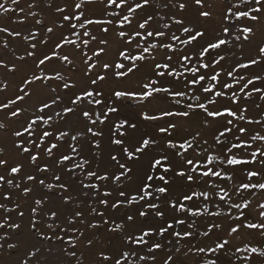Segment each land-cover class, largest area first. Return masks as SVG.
Wrapping results in <instances>:
<instances>
[{
    "label": "rangeland",
    "instance_id": "1",
    "mask_svg": "<svg viewBox=\"0 0 264 264\" xmlns=\"http://www.w3.org/2000/svg\"><path fill=\"white\" fill-rule=\"evenodd\" d=\"M138 0H129L130 4H135ZM4 3V0H0ZM119 3V0H117ZM186 5L184 10L179 9V4ZM80 5L79 9L76 5ZM109 0H19L13 5L11 0H7L5 7L14 9L8 12L0 10V28H7L9 32L20 33V35H8L7 32H0V105L10 104L18 96L23 95L20 88L25 86L28 79L35 75L44 76L42 81H35L27 85L26 90L31 92L24 100L18 101L9 108L0 110V176L4 177L0 181V264H115L120 260L122 264H208L209 260H217V264H264V229H248L242 227V223H264V217L260 213L264 212V189L256 187L254 189H244L242 184L264 183V157H256L255 164L237 166L233 171L232 166L221 165L220 159L224 158L226 148L221 150V146L234 142L233 135L238 127H245L248 132L242 136L252 145L251 148L234 150L238 157L252 159L250 153L253 150L264 151V139L252 140V136L264 137V93L255 91L249 96L247 93L253 89L249 85L247 89L241 91V84L238 82L241 74L248 78L255 75L264 77V60L261 59L260 48L264 47V0L262 3H246L245 0H203V8H198L194 0H150L149 5L138 10L134 14L131 25L124 22V27H120V22L124 10L108 6ZM34 5V7H30ZM238 6V7H234ZM260 8L261 11L253 12L256 20L243 19L236 20L234 16L226 18L228 9L235 11H251ZM58 8L66 9V12L57 11ZM23 9V11H20ZM115 10L121 16H110L108 13ZM201 11L211 13L210 17L200 16ZM36 13V15H32ZM83 14V26L81 22L73 18L71 21L63 20L64 15L74 17ZM148 16L153 19L149 23V28L153 32L164 31L167 33L162 38H149L144 40L135 36L138 22H143ZM175 19H182L183 25H177ZM87 19L113 20L114 23L108 25H88ZM76 24L75 29L71 24ZM168 24V28L163 25ZM252 29L248 39L243 38V34L237 29L242 27ZM52 32H48V28ZM107 27L105 33L101 29ZM183 27H189L194 31H203L205 35L192 44L184 45L178 40H172L171 34L175 33L182 39L185 33ZM229 28L227 39L231 43L222 46L220 50L210 52L204 57L203 63L212 66L201 69V73H207L209 78L203 83L215 85V90H220L219 84L212 81L210 76L219 73L220 84L231 82L235 88H225V96L217 98L214 94L212 99L216 100L215 105L210 107L224 109L232 108L239 115L245 117L244 120H234L233 133H226L219 136V130L223 129V123L228 117L219 118L218 122H213L211 126H206L205 121L211 120L206 113L200 110H192L185 107L187 104L195 105L196 96H200V102H206L205 95L200 87H186V81L192 79L190 69L200 68L197 57L200 56L204 45L209 41L222 37L223 29ZM90 32L96 39L83 36L84 32ZM125 31L126 35L121 37L119 33ZM32 34H35L33 38ZM239 35L240 40L235 36ZM28 37V39H25ZM67 40L75 41V44L65 43ZM131 39L132 43L127 41ZM163 39L173 44L177 49L174 60L171 62L181 77L179 80L165 75L159 78L161 84L172 86L174 89H181L187 95L179 104L160 93L145 101L124 98L116 99L115 91L142 92L143 85L151 79H156V72L165 71L156 69V63L166 62V49L152 50L151 53H144L146 60L138 61L136 70L123 77H118L114 73L120 69L103 68L105 63L114 64L123 62L126 66L129 61H121L119 53L127 51L130 55L140 54L142 48L150 46V42H158ZM84 40L89 41L87 45ZM101 40H106L107 44H101ZM36 47L32 48L31 45ZM59 45H63L59 47ZM103 48L104 52L96 55ZM32 52L34 55H29ZM187 54L191 62L178 64L175 57H182ZM52 55L54 58L38 67L40 59ZM68 60L62 59L64 56ZM220 55L224 59L220 60ZM252 59L260 63L249 67L241 68L240 65L249 63ZM219 60V63H215ZM4 65H7L5 67ZM94 65V67H93ZM14 69V70H13ZM232 75L229 76L228 73ZM62 75L63 80L48 79ZM104 75L106 79L99 80L98 77ZM93 79L97 82L91 83ZM70 87H65V85ZM74 85V86H73ZM264 85V81H259L255 87ZM84 90H93L103 93L99 97L104 103L96 105L88 101H81L73 104L72 100L81 95ZM191 97V99H190ZM51 108L44 113L38 111V107L43 102L52 103ZM92 98H89L91 100ZM71 107L75 111L64 115V109ZM108 107H115L118 111L108 115L105 123L91 124L82 116L83 111H90L95 118L96 113H104ZM13 109H22L20 116L13 117ZM242 109H247L246 112ZM188 111V117H164L159 120H145L144 114L160 115L164 111ZM56 113H60L57 116ZM38 115H43L45 119L52 116L53 120L46 125L39 122V127L33 135L24 132L25 126ZM103 118V116H101ZM248 120L253 123H247ZM122 121L128 124H135L136 127L124 128L126 132L120 136L116 128ZM169 121L176 124V128L170 133H161L159 128L165 126ZM91 127L94 131H99L102 135L93 136L87 132ZM52 131L51 137L43 138V131ZM24 132L23 136H17L16 132ZM61 131H68L70 135H78L77 140L71 141L65 137L62 141H57L56 136ZM198 137V139H193ZM218 137L219 139H214ZM122 139L124 144L118 146L113 143L114 139ZM42 139V142H41ZM143 139L155 141L143 153L137 154L138 158L128 159L121 150L127 147L129 151H134ZM179 143L185 140H192L194 150L189 149L184 156L178 155L181 149H169L166 147L168 141ZM35 141V143H33ZM204 141H207L205 144ZM53 143L59 145L51 154L47 149ZM69 143L76 145L78 153H71ZM23 144L30 149L25 153L19 145ZM99 145V147H97ZM64 154H71L73 159L66 164L60 163ZM38 156L36 161L31 157ZM115 155L119 163L112 159ZM167 157V164L171 171L163 173L160 168H153L154 159ZM217 157L211 164L207 157ZM185 157L194 160V165L201 167L207 164L210 168L227 173L232 176L231 180L222 178L199 177L194 182L189 183L186 177L177 173L186 171L189 166L185 163ZM84 160L89 163L82 168H76L69 172L68 168ZM119 164L126 165V169H121ZM20 166L21 172L11 173V167ZM239 167L254 169L260 173L252 181L246 180V173L239 171ZM47 168L48 171H41ZM94 171L97 175H107L108 180L102 181L95 177L89 178L88 173ZM121 180L116 181L115 175H120ZM163 174L169 181L163 184L158 179H153V188L149 191L153 193L152 200L143 195V187L147 183L148 176H158ZM194 177L196 173H191ZM28 176H34V180H29ZM59 176L60 180L55 177ZM12 183L9 184L8 181ZM44 180V184L39 181ZM66 186L67 190L57 187L49 188L47 185ZM85 184L96 185L98 187H84ZM214 185V186H213ZM155 186L168 188L167 194L154 192ZM25 189H31L25 194ZM109 192L111 195L105 196ZM123 192L124 196L120 193ZM209 193V198L205 200L202 196L197 198L199 193ZM196 193L192 201L184 202L185 194ZM225 195L228 203L221 201L220 196ZM137 197V202H132V197ZM159 196V199L156 197ZM106 200L107 204L101 203ZM36 201H40L37 204ZM159 204L157 209H148L147 204ZM173 203H185V206L193 207V210L203 213L192 217L172 208ZM231 204H240L241 208H230ZM247 203L248 208L243 209ZM118 204L119 207L113 205ZM35 210V211H33ZM145 211L147 215L141 216L140 212ZM219 211L220 216L210 215L211 212ZM81 213L77 216L76 213ZM162 212L163 216L156 213ZM23 213V215H21ZM55 213V219H53ZM230 213V214H229ZM243 215V219H239ZM129 217H132L130 220ZM184 218L186 223L181 225L177 222L179 218ZM74 221V222H70ZM19 227H15V225ZM52 227H48V225ZM168 224L174 226L169 229L164 236L154 234L145 237L148 244L136 243V238L144 231L152 230L154 233ZM193 227L189 228L188 225ZM95 225V227H93ZM232 227H239V231L231 233ZM173 231L183 234L191 231L193 235L186 239H180L171 235ZM225 239L229 244L223 250L213 253L212 248ZM169 241H171L169 243ZM155 243H161L162 247L153 252H149V247ZM12 245V247H9ZM205 249L203 252L199 249ZM256 248V252L251 249ZM35 253V255H33ZM71 253H75L72 255ZM126 254V255H125ZM107 257V259H105ZM145 257V259H141Z\"/></svg>",
    "mask_w": 264,
    "mask_h": 264
},
{
    "label": "snow or ice",
    "instance_id": "2",
    "mask_svg": "<svg viewBox=\"0 0 264 264\" xmlns=\"http://www.w3.org/2000/svg\"><path fill=\"white\" fill-rule=\"evenodd\" d=\"M246 3H251V0H245ZM7 3V0H4V3H0V10H3L4 12H8L14 9H10L8 7H5V4ZM11 3L13 5L19 3V0H11ZM150 3V0H138V2H136L135 4H130L129 0H119V3H117V0H109V7H112L113 5H115L116 8H120L124 10V14L122 16V20L120 22V27L123 28L124 27V22H127L128 25L132 24V21L134 19V14L140 10V9H144L146 8ZM195 5L198 8H203V0H194ZM256 3L260 4L262 3V0H256ZM264 6V5H262ZM30 7H34V5H30ZM81 6L78 4L76 5V8L79 9ZM186 7V5L184 3H180L179 4V9L180 10H184ZM234 7H238L235 6ZM20 11H23V9H20ZM57 11L60 12H66V9L64 8H58ZM261 11L260 8H255L253 7L251 9V11H233L231 8L227 10L226 12V18L227 17H232L234 16L236 18V20H243V19H251V20H256L257 17L255 15H253V12H259ZM200 16L208 18L210 17L211 13L208 11H201ZM32 15H36V13H32ZM108 15L110 16H121L120 12H116L115 10H113L112 12L108 13ZM83 14H78L75 15L74 17L70 16V15H64L63 16V20L65 21H71L73 18H75L76 20L81 22V25L83 26L84 24V20L82 19ZM153 19L152 16H148L145 20H143V22H138L136 25L137 29H142L144 30L143 33L139 30L135 31V36L136 37H141L144 40H148L149 38H162L165 37L167 35L166 32L164 31H156L153 32L152 30H150L149 28V23L150 21ZM174 22L177 25H183L184 21L182 19H175L174 18ZM114 23L113 20H105V19H87V24L88 25H108V24H112ZM72 29H75L77 27L76 24H71L70 25ZM164 28H168L169 25L165 24L163 25ZM103 32L107 33L108 32V28L104 27L101 29ZM240 33L243 34V38L244 39H248V36L251 34L252 29L250 27H242V28H238L237 29ZM48 32H52L53 29L52 28H48L47 29ZM182 31L186 34L185 37L182 39L180 36L176 35L175 33L171 34V39L172 40H178L180 41L181 44L184 45H188V44H192L193 42L197 41L199 38L203 37L205 35V33L203 31H194L193 29L189 28V27H183ZM0 32H7L8 35H20V33H12L9 32L7 28H0ZM229 34V28L225 27L223 29L222 32V37H218L215 40H211L209 41L206 45L203 46L202 50H201V54L199 57H197V62L200 63V68H196V67H192L190 69L191 71V75H192V79L191 80H187L186 81V87H195V86H199L202 93L206 94L205 95V100L206 102H200L201 98L200 96H196L195 100L198 102L195 105L193 104H187L185 105L186 108L188 109H192V110H200L203 111L204 113H206V116L208 118H212L211 120H206L205 124L206 126H211V124L213 122H218L219 118L221 117H228V119H226L223 123V129L219 130V136H224L227 139L226 133H233L234 130L232 127H229V125H232L234 123V120L231 118H235L236 120H244L245 117L243 115H239L237 111L233 110L232 108L229 107H225L224 109H220V108H214V107H210L211 105H215L217 103L216 100H213L211 97L214 94L217 98H221L225 96V92L223 91V89L228 88V89H233V95H235V88L234 85L231 82H226L223 84H220L218 76L219 73L217 74H212L210 76V79L212 81H216L217 84H219L220 90H215L216 86L215 85H210V84H205L203 83L204 81H206V79L209 78L207 73H201V69H207L208 67L212 66L208 63H203V59L205 56H207L210 52L213 51H217L221 49L222 46H226L229 45L231 43L230 39H227ZM83 36H89L92 40H95L96 37L92 36L90 32H84L82 34ZM119 35L121 37H124L126 35L125 31H121L119 33ZM33 38L35 37V34H32ZM240 36L237 35L235 36L236 40H240ZM25 39H28V37H25ZM65 43L68 44H75V41H71V40H67V38H65ZM83 43L85 45H87L89 43V41L84 40ZM101 44H107L106 40H101L100 41ZM127 43L131 44L132 40L129 39L127 41ZM63 45H59V47H62ZM32 48H35L36 45L32 44L31 45ZM137 48H142V51L140 52V54L137 55H130L127 51H121L119 53V59L121 61H129V64L126 66L123 62H117L114 64H108L105 63L103 65L104 70L106 71L108 68L112 67L114 69H120L121 71L115 72L114 74L118 77H123V76H127L131 73H133L136 70L137 67V62L138 61H144L146 60V56L144 55V53H151L152 50H159V49H166L169 50L167 52H165V58H166V62L164 63H156L154 65V68L156 69H164L165 71H158L156 72V79H151L148 83H145L143 85L144 91L142 92H129V91H115L114 96L116 97V99H124V98H131V99H136L138 101H145L148 100L149 98L153 97L156 94H166L168 97H171L173 101H175L177 104H179L181 102V100L187 95V92L181 89H174L172 86L169 85H163L160 82L159 78H163L165 77V75L173 77L176 80H179L181 77V73H179L175 68H173L172 65V61L174 60V56L171 53H175L177 51V49H175L173 47L172 43H169L163 39H159L158 42H150V46L148 47H142L139 42L136 45ZM104 52V49L101 48L99 50V52L96 53L97 56H99L101 53ZM260 55H261V59L264 60V47H261L260 50ZM29 55H34V53L30 52ZM54 57L52 55L46 56L43 59L39 60L38 63V67L44 65L47 61L52 60ZM62 59L64 60H68V57L65 55L64 57H62ZM176 62L178 64H181L182 66L186 63L191 62V58L185 54L182 57H175ZM224 57L223 55H220V60H223ZM219 60H216L215 63H219ZM260 63V61L256 60V59H252L249 63H244L241 64L240 67L244 68V69H248L251 66H254L256 64ZM5 67H7V65H4ZM94 67V65H93ZM14 70V69H13ZM229 76L232 75L231 72L228 73ZM48 79H59V80H63L64 77L62 75H56L55 77H47ZM43 79H45L44 76L41 75H35L33 76L32 79H28L25 82V86L20 88V92L23 93V95L18 96L16 99L12 100L10 102V104H4V105H0V110L9 108L11 105L16 104L18 101L20 100H24L26 96H30L31 92L27 91V85H31L33 84L35 81H42ZM99 80H104L106 79V77L104 75H100L98 77ZM243 81V83L241 84V91H243L244 89H247L249 85H253V89L248 91V95L250 96L252 94L253 91H255L256 93H264V85L260 86V87H255V84L259 81H264V77H261L259 75H255L252 78H248L246 76H244L243 74H241V76L239 77L238 82ZM97 82L96 79H93L91 81V83L93 85H95ZM74 86V85H73ZM65 87H70L69 85H65ZM103 93L98 92V91H93V90H84L83 93L79 96H77L75 99L72 100L73 104H79L81 101H88L90 103H94L96 105H100L102 103H104L101 99H99L100 96H102ZM89 98H92L91 100H89ZM191 99V97H190ZM261 99H264V95L261 96ZM56 100L54 99L52 101V103H48L47 101L43 102L42 106L38 107V111L40 113H44L46 109L51 108L54 104H56ZM22 109H13L11 112V115L13 117H18L21 114ZM75 110L71 107L65 108L64 109V115H68L73 113ZM118 111L117 108L115 107H108L106 109V111L104 113H96L95 114V118H93V113H91L90 111H83L82 112V116L87 119L88 121H90L91 124L95 125L98 122L103 124L106 122L108 115L111 113H114ZM242 111L246 112L247 109H242ZM189 112L188 111H164L162 112L159 116L158 115H148V114H144V119L145 120H159L162 119L164 117H173V116H180V117H188L189 116ZM57 116H60V113H56ZM101 116H103V118H101ZM53 120L52 116H48L47 119H45V117L43 115H38L36 116L34 119H31V122L28 123L25 128H24V132H27L29 135H33L36 132V128H34L33 126L35 125L37 128L39 127V122H43L44 124H48L49 121ZM247 123L251 124L253 123V121L248 120ZM135 128L136 125L135 124H128L127 121H122L119 126L116 128V132L120 135V136H124L127 133L124 131H121V129L124 128ZM176 128V124L174 122L169 121L165 126H161L159 128V131L161 133H170V130L175 129ZM24 132L21 131H17L16 135L17 136H23ZM87 132L91 133L93 136H99L102 135L101 132L99 131H94L91 127L87 128ZM248 132V129L245 127H238L237 129H235V134L233 135V140L234 142L231 143L230 146L228 145H223L221 146V150L223 151L224 148L227 149V151L224 154V158L219 160V163L221 165H228V166H232L233 171L237 170V166H242V165H248V164H255L256 163V157L260 156V157H264V151H256L253 150L250 155L252 157V159H246L244 157H238L236 155V152L234 150H243V149H248L251 148L252 145L250 143H248L247 139H242V136L244 134H246ZM53 132L52 131H43L42 133V137L43 138H47V137H51L53 136ZM78 135H70V133L68 131H61L59 132V135L56 136V140L57 141H62L65 137H68L71 141H75L78 138ZM193 139H198V137H193ZM214 139H219L218 137H214ZM252 140H257V139H264V137H260V136H252L251 137ZM42 142V139H41ZM33 143H35V141H33ZM113 143L121 146L124 144V141L122 139H114ZM155 141L150 140V139H143L142 142L140 143L139 146L135 147L134 151H129V149L127 147H122V151L126 154V156L128 157V159H133V158H138L137 154L139 153H143L145 152V150H147L149 148V146L151 144H154ZM204 143L206 144L207 141H204ZM20 148H22V150L25 153L30 152V149L28 147H25L23 144L19 145ZM59 145L57 143H53L51 145L50 148L47 149L48 153L51 154L53 152L54 149H58ZM68 147L71 150V153H78L79 149L76 147V145L69 143ZM97 147H99V145H97ZM167 148L169 149H181L183 151L179 152L178 155L180 156H184V154L189 150V149H193L194 150V145L192 143V140H185L183 142H173L172 140L168 141V144L166 145ZM32 161H36L38 159V156L33 155L31 157ZM73 159V156L71 154H64L62 156V159L60 161V163L66 164L67 162L71 161ZM112 159L114 161H116L117 163H119L118 158L113 155ZM214 159H218L217 157H212L209 156L207 157L208 163L211 164L213 162ZM6 163V161H0V164ZM89 163V161L84 160L82 162L76 163L74 164L72 167L68 168V171L71 172L76 168H82L84 166V164ZM185 163L189 166L186 171H180L177 174L182 176V177H186V180L189 183H192L195 181V179L199 178V177H203V178H211V177H217V178H222L225 180H231L232 176L228 175L227 173H222L221 171H217L215 170V168H210L208 167L207 164L203 165V170L202 171H198V168H200L201 166L198 164L194 165V160L191 158H187L185 157ZM119 167L121 169H126V165L124 164H119ZM153 168H160L162 169L163 173H167L169 171H171V167L167 164V157H162V158H157L154 159V163L152 164ZM127 171H131V169H126ZM241 172L246 173V180L247 181H252L253 178L257 177L260 175V173L254 169H248L246 167H239L238 169ZM41 171H48L47 168H43L41 169ZM21 172V167L20 166H14L11 167V173L12 174H18ZM191 173H196V176L194 177ZM89 178L95 177L99 180L105 181L108 180L109 177L107 175H97L96 172L94 171H90L88 173ZM123 175V173H121L120 175H115L114 179L116 181L121 180V176ZM5 178L0 176V181H3ZM29 180H34L35 177L34 176H28ZM56 180H60L59 176L55 177ZM153 179H158L161 182H163V184H168L169 181L167 180L166 176L163 174H160L158 176H148L147 177V183L146 185L143 187L142 191H143V195L139 196V200H144L145 197H147L148 200H152L153 197V193L149 191L150 188H153V185L151 184V181ZM9 184L12 183L11 180L8 181ZM40 184H44V180H40L39 181ZM59 187L61 189H64L65 191L67 190L66 186L63 184L60 185H47V187L52 188V187ZM214 186V185H213ZM84 187H98L96 185H88L85 184ZM242 187L244 189H254L256 187H259L260 189H264V183H248V182H244L242 184ZM25 194H27L28 192L31 191V189H25ZM154 192L155 193H159V194H167L168 193V188L164 187V186H155L154 187ZM105 196L111 195V193L109 192H105L104 193ZM121 196H124V193L121 192L120 193ZM197 196L196 193H191V194H185L183 196V201L184 202H188V201H192L193 197ZM200 196H202L205 200H207L209 198V193L207 192H201L199 193V195L197 196V198H199ZM132 202H137V197L133 196L132 198ZM156 199H159V196L156 197ZM220 200L224 201L226 203H228V198L225 195L220 196ZM37 204H40V201H36ZM101 203L107 204L106 200L101 201ZM114 207H119L118 204L113 205ZM0 207H2V205H0ZM159 204L156 203H149L147 204V208L148 209H157L159 208ZM172 208L176 209L179 212H183L186 215H191L192 217L198 216V215H202L203 213L198 212L193 210V207H188L185 206V203H173L171 205ZM229 207L230 208H241L240 204H231L229 203ZM262 208H264V205H261ZM248 208V204L245 203L243 205V209H247ZM35 211V210H33ZM158 216H163L162 212H158L156 213ZM230 214V213H229ZM21 215H23V213H21ZM77 216H80L81 213L77 212L76 213ZM141 216H145L147 215V213L145 211H141L140 212ZM210 215L213 216H220L221 213L219 211L216 212H211ZM261 217H264V212L260 213ZM53 219H55V213H53ZM129 219L131 220L132 217H129ZM239 219H243V215L241 214V217H239ZM70 222H74V221H70ZM177 222L181 225L186 223V220L184 218H179L177 220ZM242 227H246L248 229H264V223H242L241 225ZM0 227H3L2 224H0ZM15 227H19V225H15ZM48 227H52V225H48ZM93 227H95V225H93ZM189 228H192L193 225L189 224L188 225ZM174 226L172 224H168L167 227H162L160 229L157 230V232H153L152 230H148V231H144L142 235H140L139 237L136 238V243L138 244H148L149 241L145 239V237H151L154 234H158L160 236H164L166 232L169 231V229H173ZM239 231V227H232L231 228V233H236ZM171 235H174L177 238L180 239H186L189 238L193 235V233L191 231H185L183 234H181L180 232H176L173 231L172 233H170ZM171 241H169L170 243ZM229 244V240L225 239L222 243H218L216 245V247L212 248L211 251L213 253L217 252V250H223L225 248L226 245ZM9 247H12V245H9ZM162 247L161 243H155L154 245H151L149 247V252H153L156 249H160ZM205 249L201 248L199 249V251L203 252ZM252 252H256L257 249L256 248H252L251 249ZM72 255H75V253H71ZM33 255H35V253H33ZM126 255V254H125ZM260 255H264V252H261ZM105 259H107V257H105ZM141 259H145V257H141ZM25 264H27V262L25 261ZM115 264H122V262L120 260H117L115 262ZM208 264H217V260L212 259L208 261Z\"/></svg>",
    "mask_w": 264,
    "mask_h": 264
}]
</instances>
